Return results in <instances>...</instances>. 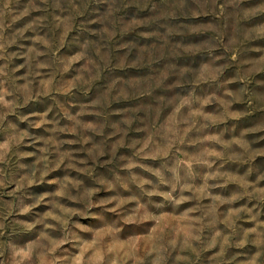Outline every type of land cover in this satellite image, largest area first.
Segmentation results:
<instances>
[{
  "label": "rangeland",
  "instance_id": "rangeland-1",
  "mask_svg": "<svg viewBox=\"0 0 264 264\" xmlns=\"http://www.w3.org/2000/svg\"><path fill=\"white\" fill-rule=\"evenodd\" d=\"M0 264H264V0H0Z\"/></svg>",
  "mask_w": 264,
  "mask_h": 264
}]
</instances>
